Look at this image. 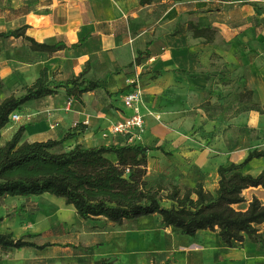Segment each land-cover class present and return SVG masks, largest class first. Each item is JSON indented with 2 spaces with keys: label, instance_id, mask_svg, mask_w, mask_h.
Instances as JSON below:
<instances>
[{
  "label": "crops",
  "instance_id": "1",
  "mask_svg": "<svg viewBox=\"0 0 264 264\" xmlns=\"http://www.w3.org/2000/svg\"><path fill=\"white\" fill-rule=\"evenodd\" d=\"M242 3V0H155L142 6L140 0H0L2 30L28 25L27 35L37 41L48 44L64 41L69 46L90 35L78 48L52 54L33 50L23 38H1L0 77L5 88L0 89V102L12 94L2 98L4 91L24 89L43 71L52 79L67 80L79 75L90 63L87 77L106 81L101 89L85 93L83 102L70 99L64 89L54 96L29 102L22 109V119L2 129L0 147L23 124L27 125L24 140L29 142L61 139L80 124L84 130H78L76 137L67 140L63 144L67 148L63 150L77 143L147 144L155 147L149 151L147 179L151 185H176L185 191L203 183L207 189H217L218 167L241 162L253 149L248 147L256 140L252 131L262 133L264 127V114L257 111L232 118L220 114L211 118L202 108L206 103L223 106L232 103L235 97L232 85L238 80L246 81L243 77L235 80L234 75L239 74L241 64L246 62L250 63L248 86L254 90L253 100L264 104V53L246 49L242 44L247 42V36L231 32L232 13L242 20L246 17V5ZM190 21L218 27L220 41L215 38L207 42L206 38L194 37L188 26ZM148 43H152L151 56L136 64L138 51L145 50ZM120 70L119 74H112ZM134 85L142 89L145 124L137 131L139 138L130 141L125 135L112 134L111 125L128 116L123 94ZM234 100L238 105L240 97L237 95ZM27 114L32 117L27 119ZM105 133L109 135L104 136ZM263 160H253L244 170L250 172L253 162ZM245 195L248 200L257 196L264 202L262 187L248 188ZM48 196L47 200L56 208L48 209L47 214L62 224L68 222L69 212H76L75 207L67 205L64 198ZM20 204L29 209L41 208L40 201L33 196L0 198L2 214ZM8 221L12 225L5 220L1 232L4 226L17 225ZM258 227L264 233V223ZM190 238L185 245L192 250L182 253V259L176 258L178 261L172 259V264H225L231 260L232 250L237 251L233 258L243 257L242 248L250 240L246 237L243 243L229 247L218 230L209 229Z\"/></svg>",
  "mask_w": 264,
  "mask_h": 264
},
{
  "label": "trees",
  "instance_id": "2",
  "mask_svg": "<svg viewBox=\"0 0 264 264\" xmlns=\"http://www.w3.org/2000/svg\"><path fill=\"white\" fill-rule=\"evenodd\" d=\"M154 1L140 0V4L146 6ZM188 26L194 37L206 38L207 42L214 41L219 32L218 27L212 24L200 25L190 21ZM28 28V25L7 31L0 28V39L23 38L30 42L33 50L52 54L66 48H78L90 37L88 34L70 46L64 41L48 44L27 35ZM151 44L148 43L145 50L138 51L136 64L151 56ZM89 70L90 63L79 75L61 81L50 78L47 71H43L21 94L4 98L0 102V138L2 129L10 123V115L22 110L31 101L54 96L64 89L70 99L83 102L85 93L101 89L106 81L88 78ZM3 88L5 83L0 77V89ZM253 94L251 89L237 94L240 101L236 106L206 103L202 108L211 118L219 114L232 118L247 111L264 114V104L253 101ZM26 130L27 125H21L14 136L0 147V198L49 193L73 205L82 220L105 219L122 225L125 221L159 214L166 228L182 235L196 237L200 230H218L222 241L229 247L243 243L246 237L258 245H264V233L258 227L264 223V202L257 196L248 200L245 195L248 188H264V170L258 174L244 170L253 160L264 158V149H250L241 162L220 165L217 189L210 190L203 183H198L182 191L176 185L153 186L148 181L149 151L155 149L153 146L131 142L94 146L77 143L70 149L58 151L67 140L76 137L78 130H84L80 124L75 125L63 138L46 141H25ZM21 211L16 209L8 216L20 215ZM4 219L0 217V226ZM35 236L28 233L15 237L13 232H0L1 251L5 254L25 248L44 249L52 245L32 241L31 238ZM71 246L92 252L98 245ZM172 263L173 260L168 258L160 264ZM94 264L115 262L103 257Z\"/></svg>",
  "mask_w": 264,
  "mask_h": 264
},
{
  "label": "rangeland",
  "instance_id": "3",
  "mask_svg": "<svg viewBox=\"0 0 264 264\" xmlns=\"http://www.w3.org/2000/svg\"><path fill=\"white\" fill-rule=\"evenodd\" d=\"M242 1V4L246 5L244 12L246 17L242 20L235 13H232L230 21L234 25V29L231 32L247 36V42L242 44L246 49L251 51L252 49H257L264 53V0ZM242 21L244 23L241 27L237 26ZM219 35L220 31L216 34L215 38H218L220 41ZM241 50H244L243 47ZM240 68L239 74L234 75L235 80L243 77L246 81L244 83L238 80L232 85L231 88L235 92V97L239 94V91L252 89L251 86H248L250 63L241 64ZM229 78L232 79V75H229ZM23 91V88L10 93L4 91L2 98L11 93L19 95ZM235 97L232 98L231 105L233 106H236L234 102H237V100H234ZM252 99H254V94ZM21 111L19 112L21 113ZM252 132L256 140L254 144L248 141L251 144L248 147L264 149V127H262V133L257 129ZM65 148L67 146L63 145L57 150L60 151ZM249 170L254 174L264 170V160L253 162ZM164 193H167V191H164ZM48 195L49 193L38 196L31 195L35 200L40 201L41 208L31 207L29 209L25 204H20L16 209H22V211L20 215L14 217H9L8 213L16 209L2 214L4 211L2 210V206H0V217H5L1 225H3L5 220L7 225H12L9 224L10 221L8 220L15 221L14 223L17 224L15 227H2V232L12 229L15 237L34 233L36 236L31 238L32 241L38 244L46 242L52 244L44 249L25 248L21 251L13 250L5 254L1 252L0 248V256L3 257L0 264H94L96 260L103 257H110L117 264H160L168 258L178 261L176 258L182 259V253L192 250L190 246L185 245L189 241L188 239H191V236L182 235L171 228H166L159 214L129 220L122 225H118L108 220H82L77 212L71 210L68 215V222L62 224L51 214H47L48 209L56 208V206L47 200L49 198ZM52 197L61 199V197L59 198L54 195ZM72 244L98 246L92 252H87L82 249L73 248ZM242 249L245 252L243 257L233 258V256H237V251L232 250L231 260L225 264H264V247L260 248L253 245L249 240L248 244L244 245Z\"/></svg>",
  "mask_w": 264,
  "mask_h": 264
},
{
  "label": "built area",
  "instance_id": "4",
  "mask_svg": "<svg viewBox=\"0 0 264 264\" xmlns=\"http://www.w3.org/2000/svg\"><path fill=\"white\" fill-rule=\"evenodd\" d=\"M123 106L129 111L128 116L111 125V133L114 135H125L128 140L135 141L139 138L138 130H142L145 124L144 114L142 113L143 93L139 85L131 86L123 94ZM27 119L32 117L31 114L26 115ZM22 119V111H15L10 115V123L18 122ZM109 134L105 133L104 136Z\"/></svg>",
  "mask_w": 264,
  "mask_h": 264
}]
</instances>
